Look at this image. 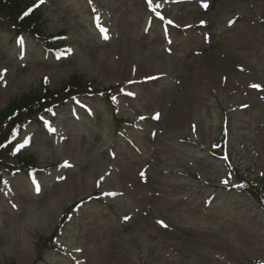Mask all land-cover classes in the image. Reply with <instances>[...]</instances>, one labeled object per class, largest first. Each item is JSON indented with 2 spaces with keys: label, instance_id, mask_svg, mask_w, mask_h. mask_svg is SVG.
I'll list each match as a JSON object with an SVG mask.
<instances>
[{
  "label": "rangeland",
  "instance_id": "1",
  "mask_svg": "<svg viewBox=\"0 0 264 264\" xmlns=\"http://www.w3.org/2000/svg\"><path fill=\"white\" fill-rule=\"evenodd\" d=\"M208 2L153 0L161 20L146 0H45L40 39L0 27V110L71 77L92 88L0 145V264L264 262V201L233 187L264 182V0ZM21 153L35 169H6Z\"/></svg>",
  "mask_w": 264,
  "mask_h": 264
},
{
  "label": "trees",
  "instance_id": "2",
  "mask_svg": "<svg viewBox=\"0 0 264 264\" xmlns=\"http://www.w3.org/2000/svg\"><path fill=\"white\" fill-rule=\"evenodd\" d=\"M26 9L24 0H0V27L10 26L16 35L27 34L33 38L42 35V19L39 11H32L28 16L23 13ZM5 31H8L5 29ZM77 78H70V81L62 88L53 91H34L26 93L10 101L6 107L0 111V142L9 133L11 126L30 119L36 112L49 107L52 104L65 103L69 96L81 87ZM17 162V163H16ZM14 163V164H10ZM10 166L33 165L34 160L26 155H19L15 162L10 161ZM15 264V263H12Z\"/></svg>",
  "mask_w": 264,
  "mask_h": 264
},
{
  "label": "snow or ice",
  "instance_id": "3",
  "mask_svg": "<svg viewBox=\"0 0 264 264\" xmlns=\"http://www.w3.org/2000/svg\"><path fill=\"white\" fill-rule=\"evenodd\" d=\"M91 2H92V0H89V3H91ZM146 2L149 5V7L151 8L152 12L155 14V16L159 17L161 20H165L166 19L162 15V13L157 10V9H159L161 7V4L160 3H157L155 5V7H152L153 0H146ZM43 3H45V0H38L37 4L33 5V7H31V8H28L27 11H25L23 13V15L24 16H28L30 13H32V11H33L34 8H38ZM201 7H203L204 9H208L209 8V2H208V0H201ZM166 23L168 25H173L175 22L173 20L167 19L166 20ZM206 23H207V21H205V20H201L200 21V25L201 26L205 25ZM231 23H233V21H229V24H231ZM185 27H191V25H186ZM99 31H100V33L104 34V37L103 38L105 40H107L108 39V35H107L108 29L105 28V27H103V26H100ZM205 38H207V35L205 36ZM17 43H23V38H18ZM71 53H72V49L71 48L66 49L65 55H71ZM241 70H243V69H241ZM6 71H7L6 69L0 70V76L4 75L6 73ZM156 78L157 77H147L146 79H156ZM44 83L45 84L48 83V77H46V76L44 77ZM130 83H131V81H130ZM250 87H252L254 89H258V90L262 89V85H260V84H252V85H250ZM124 94L126 96H134L135 95V93H133V92H125ZM101 95H103V94H101ZM111 100L113 102H116L117 97L116 96H112L111 97ZM244 107H247V106L245 105ZM48 111H50V110H48ZM89 111H91V110L89 109ZM156 118L157 119L159 118L158 114L156 115ZM39 119L42 121V128L43 129H47V132H49V133H56L57 129L51 125V122L49 120L45 119L44 117H40ZM140 119H144V117H140ZM193 129L195 130V126H193ZM35 138H38V137H25L24 140H23V143L16 145V148L14 149V151H18L19 149L25 148L26 146H28L30 144V141L32 139H35ZM61 139H64V137L61 136ZM212 147L213 148H216V147H219V145H213ZM223 159L225 161H227L229 158L227 156H224ZM61 167L71 168L72 165L67 160H65L63 162V165H61ZM145 176H146V173L144 171H141L140 172V177L142 179H144ZM104 178H105L104 176H101L99 178V180H97V182H96L97 183V186L100 185V183L104 180ZM65 179H66V176H63V175H58L56 177V181L57 182H62ZM32 183H33V186H34V191L36 193H41L42 192V187H41L40 182L33 177ZM221 183H223L224 185L227 186L229 184V181L227 179H225V180L221 181ZM238 186L239 187H243V185H238ZM233 187H237V185H233ZM102 195H106V196H116L118 194L115 193V192H107V193H103ZM89 199H92V197H89ZM78 207H79V205H77V208ZM124 219L127 220V219H129V217L125 216ZM157 223L160 224L162 227H165V228L167 227V224H165L164 221H157ZM76 251L79 252V251H81V249L77 248ZM262 264H264V262H262Z\"/></svg>",
  "mask_w": 264,
  "mask_h": 264
},
{
  "label": "bare ground",
  "instance_id": "4",
  "mask_svg": "<svg viewBox=\"0 0 264 264\" xmlns=\"http://www.w3.org/2000/svg\"><path fill=\"white\" fill-rule=\"evenodd\" d=\"M188 17H190L189 15H187Z\"/></svg>",
  "mask_w": 264,
  "mask_h": 264
}]
</instances>
